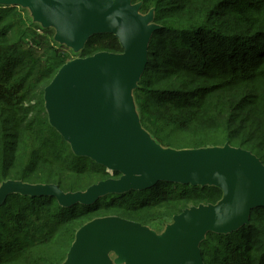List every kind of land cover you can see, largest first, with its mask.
<instances>
[{"label":"trees","instance_id":"1","mask_svg":"<svg viewBox=\"0 0 264 264\" xmlns=\"http://www.w3.org/2000/svg\"><path fill=\"white\" fill-rule=\"evenodd\" d=\"M131 2L142 15L152 10L158 27L132 92L141 127L164 148L228 144L264 165V0ZM53 36L26 10L0 6V185L84 192L120 174L75 156L48 123L43 90L72 60ZM99 52L122 49L112 34H99L77 55ZM221 197L216 187L162 181L70 207L49 196L12 194L0 207V264H62L76 231L95 218L116 216L160 233L184 209ZM199 250L204 264H264V207L234 232L207 233Z\"/></svg>","mask_w":264,"mask_h":264},{"label":"water","instance_id":"2","mask_svg":"<svg viewBox=\"0 0 264 264\" xmlns=\"http://www.w3.org/2000/svg\"><path fill=\"white\" fill-rule=\"evenodd\" d=\"M0 6L26 10L32 23L53 30V41L73 54L99 34H112L122 49L66 62L43 90L48 123L71 152L120 177L75 193L7 181L0 185V207L12 194L53 197L62 207L91 205L106 194L161 181L222 192L215 204L173 216L160 233L116 216L95 218L76 231L62 264H204L199 244L207 233L234 232L249 223L253 209L264 207V165L251 152L228 144L164 148L141 127L132 92L158 28L152 10L142 15L131 0H0Z\"/></svg>","mask_w":264,"mask_h":264},{"label":"rangeland","instance_id":"3","mask_svg":"<svg viewBox=\"0 0 264 264\" xmlns=\"http://www.w3.org/2000/svg\"><path fill=\"white\" fill-rule=\"evenodd\" d=\"M69 51H71V50H69ZM69 55H70V58H71V59H74V58L78 57L77 54H75V55L73 54V55H72V53H70V52H69Z\"/></svg>","mask_w":264,"mask_h":264}]
</instances>
